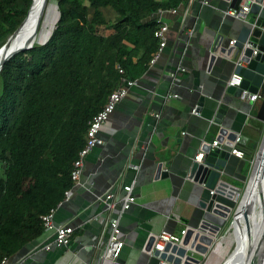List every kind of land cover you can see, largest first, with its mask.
Returning a JSON list of instances; mask_svg holds the SVG:
<instances>
[{"label": "crops", "instance_id": "0c3cea01", "mask_svg": "<svg viewBox=\"0 0 264 264\" xmlns=\"http://www.w3.org/2000/svg\"><path fill=\"white\" fill-rule=\"evenodd\" d=\"M226 9H230L226 0L194 1L186 16L181 13L183 7L179 13L164 14L169 25L166 46L116 104L99 131L103 144L86 155L80 181L55 209L56 224L74 227L70 243L43 249L52 236L48 232L5 264H98L109 234L100 214L119 215L126 242L114 264H153L143 252L151 234L163 229L178 232L187 227L186 220L196 224L198 218L191 215L198 197L192 192L189 169L203 146L219 136L210 118L217 102L226 97L227 82L234 73L233 65L220 56L209 68L210 51L219 35L224 45H230L241 25ZM169 93L179 96L169 97ZM201 95L204 100L199 106ZM260 102L236 100L227 110L229 130L241 134L242 146L258 142L247 129L260 133L263 121L256 117ZM196 105L198 114L192 112ZM230 136L224 135V141L229 142ZM225 142L223 146L230 150ZM239 159L231 155L227 180L240 187L238 183L245 185L247 175L243 168L236 173ZM159 163L168 176L156 177ZM133 180L136 202L122 214L120 204L107 210L100 197L109 189L121 193L123 185Z\"/></svg>", "mask_w": 264, "mask_h": 264}, {"label": "trees", "instance_id": "16d2710c", "mask_svg": "<svg viewBox=\"0 0 264 264\" xmlns=\"http://www.w3.org/2000/svg\"><path fill=\"white\" fill-rule=\"evenodd\" d=\"M32 0H0V47ZM187 0H57L48 40L0 71V264L39 238L42 216L73 188L89 122L122 77L139 79L159 46L154 14ZM123 72L119 71V67ZM259 142L242 146L250 171Z\"/></svg>", "mask_w": 264, "mask_h": 264}, {"label": "water", "instance_id": "95a60500", "mask_svg": "<svg viewBox=\"0 0 264 264\" xmlns=\"http://www.w3.org/2000/svg\"><path fill=\"white\" fill-rule=\"evenodd\" d=\"M226 1L232 9H239L243 5H247L250 10L246 13L244 19H240L241 25L234 44L224 45L222 35L216 38L210 51L209 68L220 56L233 65L234 73L241 75L242 82L239 86L227 84L226 97L219 100L217 106L213 108L210 124L218 126V146L213 147L211 143L205 144L202 148L205 153L203 160H194L189 169L188 178L194 183L192 192L198 197L191 216L195 219L198 218L197 222L191 225L188 220L184 221L187 227L182 242L173 243L168 241L162 250L153 248L155 234H151L143 247V252L147 253L153 264H205L213 247L219 241L221 231L229 223L233 227L236 246L223 264H231L228 262L229 260H232L233 264H263L264 226L260 238L254 240L255 236L251 235L249 216L247 215L253 206L255 195L260 191L259 183L250 191L248 196L246 195L258 151L255 152L248 182L239 201L242 188L227 180V177L231 175L229 173V161L232 154L230 150L223 146V142H225L223 137L226 134L231 135L229 142H225L228 146H231V141L236 137V132L229 130V120L226 114L230 106H235L236 100H241L240 93L242 89L260 93L261 102L256 117L264 121V0ZM33 7L34 0H32L27 15L21 24L0 47V71L4 63L13 55L33 47L32 41H17L20 28L30 17ZM203 100L204 96L201 95L199 106L203 105ZM263 140L264 133L258 148L261 147ZM245 161V158L239 159L236 173H241ZM168 175L169 173L163 170L162 163H159L156 177ZM241 218L245 221V234L249 242L243 248L244 251L242 249L240 254H237L239 237L236 224L241 221Z\"/></svg>", "mask_w": 264, "mask_h": 264}, {"label": "built area", "instance_id": "2783aa9c", "mask_svg": "<svg viewBox=\"0 0 264 264\" xmlns=\"http://www.w3.org/2000/svg\"><path fill=\"white\" fill-rule=\"evenodd\" d=\"M194 1H199L201 4H209L210 0H187L186 4L183 6L182 14L186 16L188 13L191 4ZM250 10L249 6L243 5L239 9H227L226 13L229 15L234 16L238 19H244L246 13ZM166 12H171L173 14L179 13L180 8H160L155 14L154 17L157 22V28L154 31V35L159 40V46L157 50L153 53V56L150 60V65L153 64L160 53L162 52L163 48L166 46L168 40V32H169V25L163 19V16ZM264 28V26H263ZM194 29L189 31V35L193 34ZM235 39L230 40V44H234ZM256 53V51H254ZM119 67V71L123 72V68ZM179 68L185 70L184 67L180 66ZM242 82V77L239 74L233 73L230 79L228 80V85H237L239 86ZM138 83V79H129L126 77H122V84L117 87L115 90L111 92L109 95L108 101L104 105L103 109L99 111L96 115L89 122V128L87 130V142L85 146L79 151V156L74 162L73 170H72V178L75 182H79L81 178L83 162L86 155L97 145L103 144V139L99 135V131L101 130L103 124L108 119L110 113L115 108L116 104L120 102L128 93L129 89ZM169 97H178L177 93H169ZM240 99L249 101V102H256L257 100L261 99L260 93L250 92L248 89H242L240 93ZM192 112L194 114H198L199 109L198 105H196ZM158 117L159 114H156ZM241 134L237 133L236 137L231 141L230 152L231 154L235 155L238 158H244L245 152L241 146ZM219 141L215 139L211 142L213 147L218 146ZM205 156L203 150L199 151L194 159L196 161H202ZM75 183V184H76ZM135 180L130 182L129 184H124L122 187L121 193H116L114 190L109 189L103 196L100 197L106 204L107 210H112L117 204H120V214L128 210L135 202H136V194L134 192ZM72 188L66 190L65 192V199H68L71 195ZM61 203V202H60ZM59 203V204H60ZM55 209H51L48 213L42 216L44 222V231L43 236L46 233H52L51 239L48 240L47 243L42 245L43 249L50 250L53 244L57 246H67L70 243L71 235L74 231V227L68 224H56L54 220ZM101 219L105 220L108 224L109 234L108 238L105 241L104 249L101 253L99 258L98 264H114L117 259L119 258L121 251L125 245V238L123 231L120 226L119 215L118 216H104L100 214L99 216ZM186 233V228H182L178 232L169 231L166 229L161 230L160 232L155 234V242H154V249L162 250L165 244L168 241L173 243H180L183 240V237ZM50 238V237H49ZM9 258L5 257L2 260V264H5Z\"/></svg>", "mask_w": 264, "mask_h": 264}, {"label": "bare ground", "instance_id": "6f19581e", "mask_svg": "<svg viewBox=\"0 0 264 264\" xmlns=\"http://www.w3.org/2000/svg\"><path fill=\"white\" fill-rule=\"evenodd\" d=\"M57 7L55 0H34V7L32 8L31 15L20 28L17 41H32L33 44L43 43L52 27L57 23V16H59L55 14ZM257 151V157L253 165V175L246 194L248 196L250 191L259 183L260 191L255 195L253 206L247 213L249 216L251 235L255 236L254 240L260 238L264 226V189L262 184L264 181V140ZM236 226L239 237L237 254H240L249 240L245 234V221L242 218L241 221L237 222ZM262 257L264 264V254ZM231 261L232 260H229L228 262L233 264Z\"/></svg>", "mask_w": 264, "mask_h": 264}, {"label": "rangeland", "instance_id": "374dc122", "mask_svg": "<svg viewBox=\"0 0 264 264\" xmlns=\"http://www.w3.org/2000/svg\"><path fill=\"white\" fill-rule=\"evenodd\" d=\"M55 2H56V6H57V0H55ZM55 14L59 15L58 7H57V11L55 12ZM57 20H58V16H57ZM54 28H55V25L52 27V29L49 32L45 41L51 35ZM263 126H264V121L260 125V133L256 129L252 130L253 128H248L247 130H248L249 136L252 135L254 140L261 141V138H262L263 133H264ZM262 129H263V131H262ZM260 134H261V136H260ZM257 149H258V147H257ZM251 165H252V162H251ZM251 165L249 168H251ZM246 175L247 176L249 175V171L247 172ZM248 178H249V176L246 178L245 185L248 182ZM263 178H264V176H263ZM262 184H263V189H264V181L262 182ZM238 185H240V188H242L241 195L239 197V201H240L242 198V195L244 193V190H245V185H244V182H239ZM235 246H236V238L234 235L233 227L229 223L227 226H225L223 228L222 235L219 238L218 243L213 247L211 254L207 257V261L205 264H223L225 259L227 257H229V255L233 252V250L235 249Z\"/></svg>", "mask_w": 264, "mask_h": 264}]
</instances>
